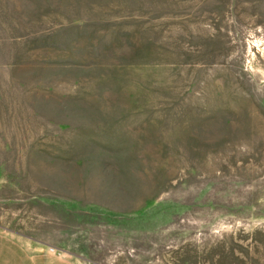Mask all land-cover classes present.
I'll return each mask as SVG.
<instances>
[{
	"label": "rangeland",
	"instance_id": "374dc122",
	"mask_svg": "<svg viewBox=\"0 0 264 264\" xmlns=\"http://www.w3.org/2000/svg\"><path fill=\"white\" fill-rule=\"evenodd\" d=\"M0 233L264 264V0H0Z\"/></svg>",
	"mask_w": 264,
	"mask_h": 264
},
{
	"label": "crops",
	"instance_id": "0c3cea01",
	"mask_svg": "<svg viewBox=\"0 0 264 264\" xmlns=\"http://www.w3.org/2000/svg\"><path fill=\"white\" fill-rule=\"evenodd\" d=\"M0 264H78L68 255L34 249L14 236L0 233Z\"/></svg>",
	"mask_w": 264,
	"mask_h": 264
},
{
	"label": "built area",
	"instance_id": "2783aa9c",
	"mask_svg": "<svg viewBox=\"0 0 264 264\" xmlns=\"http://www.w3.org/2000/svg\"><path fill=\"white\" fill-rule=\"evenodd\" d=\"M49 252L50 253H54V249H49Z\"/></svg>",
	"mask_w": 264,
	"mask_h": 264
}]
</instances>
